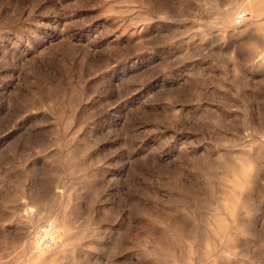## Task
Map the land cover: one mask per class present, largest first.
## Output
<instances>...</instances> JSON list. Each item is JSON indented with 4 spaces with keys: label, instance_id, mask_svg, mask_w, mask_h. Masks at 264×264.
Instances as JSON below:
<instances>
[{
    "label": "rangeland",
    "instance_id": "1",
    "mask_svg": "<svg viewBox=\"0 0 264 264\" xmlns=\"http://www.w3.org/2000/svg\"><path fill=\"white\" fill-rule=\"evenodd\" d=\"M251 1L0 0V264H264Z\"/></svg>",
    "mask_w": 264,
    "mask_h": 264
},
{
    "label": "bare ground",
    "instance_id": "2",
    "mask_svg": "<svg viewBox=\"0 0 264 264\" xmlns=\"http://www.w3.org/2000/svg\"><path fill=\"white\" fill-rule=\"evenodd\" d=\"M254 1L257 2L256 0H254ZM254 1L252 0L251 2H254ZM248 2H249V0H248ZM248 2H246V3H248ZM255 2H254V3H255ZM250 4H251V3H250ZM250 4H249V6H252V4H251V5H250ZM246 6H247V5H246ZM260 6H261V5H260ZM262 6H263V4H262ZM246 8H247V7H246ZM253 10H254V9H253ZM252 12H253V11H252ZM259 12H260V13H263L262 15H263V18H264V8L259 9ZM250 13H251V12H250ZM252 14H253V13H252ZM252 14H251V16H252ZM233 15H235V14H233ZM233 15H232V16H233ZM228 16H229V15H228ZM228 16H227V17H228ZM232 16H231V17H232ZM253 16H254V15H253ZM229 17H230V16H229ZM260 17H262V16H260ZM250 18H251V17H250ZM234 19H235V18H234ZM255 19H256V18H255ZM255 19H254V20H255ZM257 19H258V18H257ZM260 19H261V18H260ZM254 20H253V21H254ZM262 20H263V19H262ZM262 20H261V21H262ZM230 21H231V20H230ZM246 21H247V20H246ZM246 21H244V22H246ZM249 21H250V20H249ZM251 21H252V20H251ZM232 22H233V21H232ZM246 23H248V21H247ZM253 23H254V22H253ZM255 23H256V22H255ZM255 23H254V24H255ZM235 24H236V23H235ZM242 24H243V23H242ZM257 24H258V23H257ZM230 25H231V24H230ZM243 25H245V23H244ZM234 26H235V25L233 24L232 27H234ZM252 26H253V25H252ZM256 26H257V25H256ZM260 26H262V25H260ZM240 27L243 28L242 26H240ZM240 27L238 26L239 29H240ZM250 27H251V26H250ZM263 27H264V26H263ZM236 28H237V27H236ZM251 28H253V27H251ZM254 29H256V28H254ZM257 29H258V28H257ZM241 30H242V29H241ZM257 31H260V30H257ZM234 32H235V31H234ZM250 32H251V34H252V31H250ZM241 33H242V32H241ZM247 33H248V32H247ZM238 34H239V32H238ZM238 34H237V35H238ZM239 35H241V34H239ZM239 35H238V36H239ZM246 35H247V34H246ZM260 35H262L261 32H260ZM253 36H254V35H253ZM244 37H245V36H244ZM262 37H263V36H262ZM254 38H255V37H254ZM255 39H256V38H255ZM261 39H263V38H261ZM262 53H263V52H262ZM259 55H261V53H260ZM262 55H263V54H262ZM260 59L263 60L262 57H261ZM263 61H264V60H263ZM258 62H259V59H258ZM263 142H264V141H263ZM259 146H260V145H259ZM253 149H254V148H253ZM260 172H261V171H260ZM193 177H194V176H193ZM259 179H260V178H259ZM250 180H251V179H249V181H250ZM193 183H194V182H193ZM256 183H257V182H256ZM68 200H69V199H68ZM193 200H194V199H193ZM67 203H68V202H67ZM64 206H65V205H64ZM64 212H65V211H64ZM52 215H53V214H52ZM56 215H57V213H56ZM63 215H64V214H63ZM54 216H55V215H54ZM250 216H251V215H250ZM247 217H248V216H247ZM55 218L57 219V216H56ZM63 218H64L63 216H62V219L59 218V216H58V219H59V220H57V223H58V227H57V228H59V227L61 226V229H62V226L64 227V224H65L66 222H65V220H64ZM55 222H56V221H55ZM252 223H253V222H252ZM50 225H51V224H50ZM50 225H49V226H50ZM56 225H57V224H56ZM56 225H55V226H56ZM195 225H196V224H195ZM49 228H50V227H49ZM246 229H247V227H246ZM45 230H46V229H45ZM47 230H48V229H47ZM43 231H44V230H43ZM43 231H42V232H43ZM48 232H49V231H48ZM66 232H67V231H66ZM41 234H42V233H41ZM45 234H46V233H45ZM52 234H53V233H52ZM225 234H226V232H225ZM177 235H178V234H177ZM40 236H41V235H40ZM42 236H43V235H42ZM44 236H46V235H44ZM50 236H51V233H50ZM51 237H52V236H51ZM233 237H234V236H233ZM238 239H239V238H238ZM238 239H237V240H238ZM71 241H72V240H71ZM77 244H78V243H77ZM38 245H39V244H38ZM33 246H34V244H33ZM45 246H46V245H45ZM225 247H226V246H225ZM38 248H40V246H39ZM41 248H42V246H41ZM240 248H241V247H240ZM34 249H35V250L33 251V253H36V247H35V246H34ZM40 250H42V249H40ZM227 250H228V249H227ZM240 250H241V249H240ZM242 250H243V249H242ZM38 251H39V250H38ZM43 252H45V251H43ZM51 252H52V251H51ZM237 252H238V251H237ZM48 254H49V253H48ZM53 254H54V253H53ZM229 254H230V253H229ZM234 254H235V253H234ZM32 255H33V254H32ZM230 255H231V254H230ZM48 257H50V254L47 256V258H48ZM59 259H60V258H59ZM219 259H220V258H219ZM50 260H51V259H50ZM50 260H49V261H50ZM53 260H54V259H53ZM55 260H56V259H55ZM42 262H43V261H42ZM56 262H57V261H56ZM45 263H46V261H45ZM220 263H222V262H220ZM230 264H231V263H230ZM247 264H248V263H247Z\"/></svg>",
    "mask_w": 264,
    "mask_h": 264
}]
</instances>
